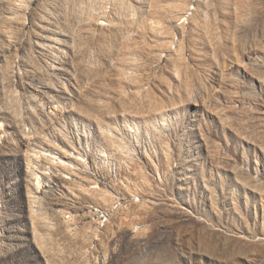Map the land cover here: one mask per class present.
I'll use <instances>...</instances> for the list:
<instances>
[{
	"label": "rangeland",
	"instance_id": "1",
	"mask_svg": "<svg viewBox=\"0 0 264 264\" xmlns=\"http://www.w3.org/2000/svg\"><path fill=\"white\" fill-rule=\"evenodd\" d=\"M0 264H264V0H0Z\"/></svg>",
	"mask_w": 264,
	"mask_h": 264
}]
</instances>
